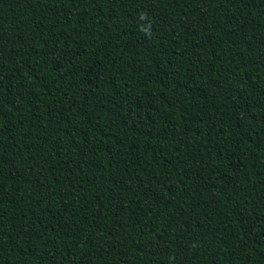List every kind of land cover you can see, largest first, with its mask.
<instances>
[{
    "label": "trees",
    "instance_id": "16d2710c",
    "mask_svg": "<svg viewBox=\"0 0 264 264\" xmlns=\"http://www.w3.org/2000/svg\"><path fill=\"white\" fill-rule=\"evenodd\" d=\"M0 264H264V0H0Z\"/></svg>",
    "mask_w": 264,
    "mask_h": 264
}]
</instances>
